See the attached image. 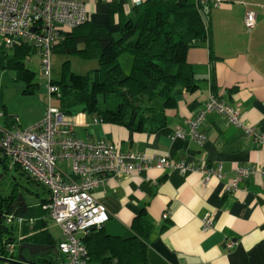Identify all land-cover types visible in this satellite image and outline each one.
Returning <instances> with one entry per match:
<instances>
[{
  "label": "crops",
  "instance_id": "0c3cea01",
  "mask_svg": "<svg viewBox=\"0 0 264 264\" xmlns=\"http://www.w3.org/2000/svg\"><path fill=\"white\" fill-rule=\"evenodd\" d=\"M91 3L87 5L89 18L99 9ZM199 5L209 9V47L192 49L187 55L199 88L184 93L176 107L165 111L163 127L153 133L130 134L124 127L100 123L90 114L78 112L68 117L66 129L78 140L106 141L122 153L164 157L195 170L181 174L171 167L135 172L108 178L94 191L108 215L103 225L105 234L131 235V225L138 216L152 225L147 264H264V177L252 176L239 182L235 190L225 192L238 167L264 166V148L216 113L204 121L202 144L190 136L188 126L214 94L239 108L245 126L264 132V0H210ZM248 10L256 13V24L250 30L244 24ZM53 104L57 106L56 101ZM178 130L182 138L173 137ZM203 163L207 169L220 166V176L212 175L205 181L206 176L198 171ZM165 213L169 217L163 220ZM207 213L214 215V223L204 233L201 221ZM40 215L33 211L30 224L25 226L33 225ZM45 215L47 230L55 240H61V229ZM51 222L59 228L57 239L51 233ZM227 242L234 246L227 248ZM17 247L8 256L16 258ZM24 256L29 262L36 258L28 253Z\"/></svg>",
  "mask_w": 264,
  "mask_h": 264
},
{
  "label": "trees",
  "instance_id": "16d2710c",
  "mask_svg": "<svg viewBox=\"0 0 264 264\" xmlns=\"http://www.w3.org/2000/svg\"><path fill=\"white\" fill-rule=\"evenodd\" d=\"M95 4L100 6L99 2ZM106 5L109 24L115 27L116 34L88 20L65 33L52 50L84 59L97 53L98 63L97 68L85 76L71 73L59 82L50 79V84L59 90L57 106L65 115L86 112L97 122L124 127L130 134L153 133L166 124L165 111L176 107L180 96L199 88L187 55L192 49L208 46L209 9L195 0H147L127 9L124 0ZM123 54L131 57L127 73L119 62ZM35 55L34 47L28 43L17 41L11 46L2 45L0 72L10 71L14 81L25 82L26 90H31L35 73L27 68L26 62ZM0 112L5 124L16 128V118L7 116L1 94ZM6 160L0 153V165H5ZM45 192L46 199L32 205L23 194L16 195L13 191L8 195L0 194V257L14 258L5 252L7 247L30 243L53 247L32 259L31 264H60L64 260L57 250L61 240H55L45 226L47 212L42 206L49 202V193ZM33 211L41 215L35 217L33 225L25 226L30 224ZM18 219L24 221L21 227L17 225ZM130 230L131 235L127 237L107 235L103 227L81 236L79 240L86 249L87 263L147 264L152 225L138 216ZM14 232L18 233L17 237Z\"/></svg>",
  "mask_w": 264,
  "mask_h": 264
},
{
  "label": "built area",
  "instance_id": "2783aa9c",
  "mask_svg": "<svg viewBox=\"0 0 264 264\" xmlns=\"http://www.w3.org/2000/svg\"><path fill=\"white\" fill-rule=\"evenodd\" d=\"M108 4L117 0H91ZM126 8L140 6L147 0H124ZM205 4L210 0H195ZM89 20L84 0H0V48L17 41L34 47L40 58L41 76L48 78L47 107L42 120L27 129L4 124L0 112V153L13 166L30 177L49 193V202L42 206L48 217L61 229L62 238L57 250L64 257L60 264L87 263L86 249L77 235H85L100 229L108 220L105 208L94 196L108 178L127 177L135 172L150 169L175 168L181 174L195 171L183 163H174L164 157L150 159L144 155L122 153L106 141L91 142L72 136L65 114L54 106L59 97L58 87L50 84V55L64 34ZM245 27L250 30L256 24V13L248 10L244 16ZM216 113L228 123L243 130L261 148H264V132L247 127L240 121L238 107H232L209 95L206 102L188 121L190 136L197 143L204 142L201 132L207 116ZM174 138H182L178 130ZM59 164H61L59 166ZM62 165H66L64 168ZM208 177L220 176V166L207 169L204 163L198 170ZM256 175L264 177V166L238 167L235 177L225 185V192L236 189L237 184ZM169 217L167 213L162 219ZM21 219L18 222L21 223ZM214 215L207 213L201 221V231L212 229ZM234 243L227 242L232 248ZM14 246L5 250L11 253Z\"/></svg>",
  "mask_w": 264,
  "mask_h": 264
},
{
  "label": "rangeland",
  "instance_id": "374dc122",
  "mask_svg": "<svg viewBox=\"0 0 264 264\" xmlns=\"http://www.w3.org/2000/svg\"><path fill=\"white\" fill-rule=\"evenodd\" d=\"M89 4H92L91 1H86V6ZM98 8L94 15L89 18L90 21L92 20L96 24L104 25L113 32L115 27L109 24L107 5L100 4ZM113 33L116 34V32ZM49 58L50 79L53 82H59L71 73L78 76H85L98 66L97 53H92L89 59H84L75 54L68 56L59 51H52ZM40 61V58L35 55L29 63L28 61L26 62L27 68L35 73L31 81L33 87L28 91L25 88L27 84L23 81H14V76L10 71L0 72L1 103L6 107L7 116L16 118L14 125L18 129H27L40 122L43 118L42 115L44 116V110H46L44 108H46L49 80L39 73ZM119 62L123 71L126 73L129 72L131 68V57L128 54H123L119 57ZM65 117L68 118L71 116L65 115ZM11 191L16 193V195L23 194L30 205L38 203L48 196L41 186H38L26 175H23L20 170H16L6 160L5 165H0V194L8 195ZM55 225L53 223L51 224V233L57 239L60 237V231L56 227L57 225ZM17 235L18 233L14 232V237H17Z\"/></svg>",
  "mask_w": 264,
  "mask_h": 264
},
{
  "label": "water",
  "instance_id": "95a60500",
  "mask_svg": "<svg viewBox=\"0 0 264 264\" xmlns=\"http://www.w3.org/2000/svg\"><path fill=\"white\" fill-rule=\"evenodd\" d=\"M52 249L53 247L50 246H40V245H33L30 243H23L18 246L15 259L0 257V262L8 263V264H31V262H29L25 258L24 253H28V255L31 258H34L35 256L43 254Z\"/></svg>",
  "mask_w": 264,
  "mask_h": 264
}]
</instances>
